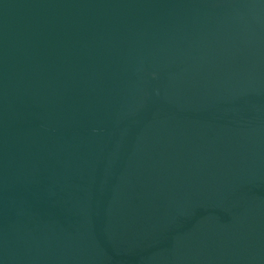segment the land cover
Listing matches in <instances>:
<instances>
[{"label": "water", "instance_id": "95a60500", "mask_svg": "<svg viewBox=\"0 0 264 264\" xmlns=\"http://www.w3.org/2000/svg\"><path fill=\"white\" fill-rule=\"evenodd\" d=\"M0 264H264V0H0Z\"/></svg>", "mask_w": 264, "mask_h": 264}]
</instances>
